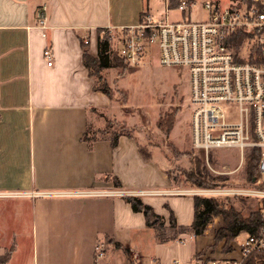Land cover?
Masks as SVG:
<instances>
[{"label":"crops","instance_id":"obj_1","mask_svg":"<svg viewBox=\"0 0 264 264\" xmlns=\"http://www.w3.org/2000/svg\"><path fill=\"white\" fill-rule=\"evenodd\" d=\"M148 10L147 0H0V258L9 251L0 264L242 260L245 235L230 241L229 251L224 239L215 240L221 216L201 236L158 242L124 197L138 196L165 225L172 212L178 225L189 226L194 188L173 185L169 167L152 154L144 158L134 135L119 136L112 146L109 136L88 134L112 101L94 90L82 42L97 56L101 29L137 25ZM45 47L52 50L51 65L42 57ZM26 241L29 252L22 255ZM99 243L103 256L95 260Z\"/></svg>","mask_w":264,"mask_h":264},{"label":"built area","instance_id":"obj_2","mask_svg":"<svg viewBox=\"0 0 264 264\" xmlns=\"http://www.w3.org/2000/svg\"><path fill=\"white\" fill-rule=\"evenodd\" d=\"M169 5L170 0H164L161 19L143 13L137 25L108 26L104 33L111 43L117 41V55L130 68L142 65L156 48L160 66L186 71L191 148L208 166L210 152L216 149H236L240 163L248 153L257 157V176L250 182L211 190L198 188L193 193L254 199L264 217V0L206 1L202 9L207 18L200 21L170 20ZM196 6L194 0H180L176 9L190 15ZM39 26L45 28L43 19ZM42 57L51 65L50 47L43 49ZM238 168L225 173L211 169L230 174ZM239 247L242 259L264 253V228L257 235L245 236ZM102 256L103 247L96 244L95 260Z\"/></svg>","mask_w":264,"mask_h":264},{"label":"rangeland","instance_id":"obj_3","mask_svg":"<svg viewBox=\"0 0 264 264\" xmlns=\"http://www.w3.org/2000/svg\"><path fill=\"white\" fill-rule=\"evenodd\" d=\"M206 1L222 4L227 0H195L197 6L192 9L190 15L169 8L168 18L173 21L205 20L207 14L202 9V3ZM147 6L153 18L164 17V0H147ZM116 47L117 41L110 42V55L111 51H116ZM98 74L110 89L112 108L107 114L99 113L96 116L100 122L90 125L89 135L98 138L110 136L113 132L132 133L140 142V147L149 156L152 154L156 163L169 167L168 175L173 185L180 188L211 190L246 183V162L251 156L246 154L248 158L240 163L236 149L212 150L210 166L200 160L201 167L204 166L209 174L225 178L223 185L195 186L188 181L186 173L192 167L189 158L200 157V154L190 147L189 77L185 70L160 66L156 48H153V52L146 56L144 63L139 67L130 68L118 60L117 67L102 69ZM171 119L172 128L167 133L169 123L166 124V120L169 122ZM158 124H162V127ZM237 167L238 170L230 174H218L213 171L225 173L234 171ZM200 197L214 198L224 205H231L243 216H248L259 206L258 201L251 198L210 195ZM6 209L9 208H5L3 218L8 222L7 234H10L12 226L9 210ZM26 228L27 224L23 222L25 233ZM29 244L28 241L23 242L22 255L28 254Z\"/></svg>","mask_w":264,"mask_h":264},{"label":"trees","instance_id":"obj_4","mask_svg":"<svg viewBox=\"0 0 264 264\" xmlns=\"http://www.w3.org/2000/svg\"><path fill=\"white\" fill-rule=\"evenodd\" d=\"M179 1L180 0H170L169 7L171 9H176ZM86 45L87 43L82 42V60L88 70L89 76L93 77L95 80L94 90L103 93L111 99L112 96L110 89L105 80L98 73L102 69L117 67L118 60L121 59L117 56L116 51H111L110 55V39L108 34L104 33L103 29H101L98 34L97 56L90 55ZM110 56H112L111 59ZM112 60L113 62H111ZM166 121V124L169 123L166 132L169 133L172 128V119L169 122L168 120ZM158 126L162 127V124H158ZM119 136L133 137L132 133L129 132H113L109 136L112 146L116 145ZM91 138L92 140H95L97 137L93 135ZM140 152L144 158H149L148 153L142 147H140ZM189 159L192 163V167L186 173V176L192 185L210 186L211 184H224L225 178L223 176H213L207 172L204 166L201 167L200 158L198 159L197 157L192 156ZM256 165L257 157L251 156L246 162V182H250L257 176ZM124 199L134 212H140L143 214L146 225L154 230L155 236L160 243L178 240L179 236L183 234H188L194 237L201 236L205 233L208 225L217 216L222 217L224 227L215 232V240L219 241L224 239V250L226 251L230 250L228 247L230 241L241 235H257L260 233L261 228H264V217L261 216L259 206L255 211H251L248 216H243L233 206L224 205L214 198L194 196L193 221L189 226H181L177 224L172 212H170L169 215L168 225H165L162 217L157 215L151 206L143 203L138 196L129 195L125 196ZM8 256L9 251L0 258V262H4ZM241 264H264V253H253L248 257L243 258Z\"/></svg>","mask_w":264,"mask_h":264}]
</instances>
